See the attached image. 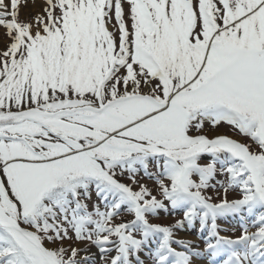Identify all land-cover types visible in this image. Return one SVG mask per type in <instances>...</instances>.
<instances>
[{"label":"snow or ice","instance_id":"snow-or-ice-1","mask_svg":"<svg viewBox=\"0 0 264 264\" xmlns=\"http://www.w3.org/2000/svg\"><path fill=\"white\" fill-rule=\"evenodd\" d=\"M0 264H264V0H0Z\"/></svg>","mask_w":264,"mask_h":264},{"label":"rangeland","instance_id":"rangeland-1","mask_svg":"<svg viewBox=\"0 0 264 264\" xmlns=\"http://www.w3.org/2000/svg\"><path fill=\"white\" fill-rule=\"evenodd\" d=\"M189 238H193V239H194V238H195V236L193 235V236H190Z\"/></svg>","mask_w":264,"mask_h":264}]
</instances>
